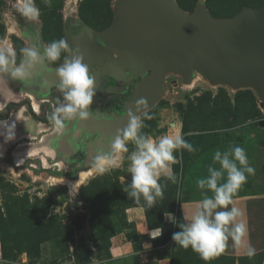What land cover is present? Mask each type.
<instances>
[{"label": "rangeland", "instance_id": "374dc122", "mask_svg": "<svg viewBox=\"0 0 264 264\" xmlns=\"http://www.w3.org/2000/svg\"><path fill=\"white\" fill-rule=\"evenodd\" d=\"M118 1L51 0L49 6L44 0H35L40 18L33 22L17 11L18 0H0V50L11 47L15 53V64L10 67L18 66L26 58L25 49L38 51L42 57L41 65H44V68H34L31 77L25 81L34 87L35 96H31L23 81L11 77L7 102L4 106L0 103V120L8 121L16 112L24 111L35 125H45L35 137L9 144L0 156V264H113L111 250L121 242L125 245L128 242L134 251H143L139 248H143L144 238L128 218V210L137 208L144 211L149 228L160 227L164 218L166 233L159 245L172 243L171 264L182 262L179 251L182 248L176 245L172 236L181 231L178 224L182 223L179 208L185 195L183 178L195 161L209 153L207 161L205 158L198 160V167L193 171L206 172L216 150L224 151L239 145L246 150L248 159L264 151V127L261 126L264 108L254 89L214 84L200 70L194 71L199 79L189 86L182 75L169 73L164 79V96L147 110L153 119L144 121L143 133L158 138L172 134L179 127L195 151L182 149L175 153L176 163L172 168L177 182L173 184L161 178L163 199L158 198L156 206L149 209L143 199L137 203L123 191L129 188L131 181L127 159L134 150L131 142L127 145L129 152L121 154L119 167H112L102 175L94 169L83 181L76 183L88 155L85 147L95 143L100 129H95L91 123L77 127L65 122L63 130L55 127L50 116L62 96L57 88L58 77L49 72H55L63 64L64 57L71 55L64 53L59 61L51 63L43 59V50L53 40L66 38L72 54H77L73 40L79 32L88 29L97 35L105 34L115 21ZM175 1L189 14L203 5L215 19L232 18L245 9L264 7V0ZM128 67L122 72L131 76L129 82L107 70L98 74L91 116L101 113L109 119L129 112L128 103L132 101L137 83L147 81L151 72L136 76L132 69L137 67ZM93 68L98 70L96 65ZM29 98L31 108L35 100L39 102L40 111L35 112L36 116L31 115L24 104ZM139 116L143 118V112ZM19 127L24 129L26 126ZM103 143L109 144V140ZM27 145L50 148L66 167L58 168L53 158L48 157L50 168L46 169L42 163L45 153L25 157L22 166L17 165L15 151ZM215 166L219 167L218 164ZM71 185L73 191L69 194ZM168 212L174 214L178 224H169L165 217ZM82 216L86 217L84 229L78 230L74 221ZM175 225L177 231L173 232ZM167 254L169 256L170 252ZM190 254L196 256L187 264L205 263L196 252ZM229 264H235V261ZM254 264H264V256Z\"/></svg>", "mask_w": 264, "mask_h": 264}, {"label": "clouds", "instance_id": "9594fccd", "mask_svg": "<svg viewBox=\"0 0 264 264\" xmlns=\"http://www.w3.org/2000/svg\"><path fill=\"white\" fill-rule=\"evenodd\" d=\"M51 5V0H44ZM17 11L30 21L38 22L40 9L35 0H18ZM25 59L18 66L15 64V53L8 47L0 50V72L11 73V76L20 81H27L36 65L42 63V57L36 50H23ZM71 55L64 57L63 64L57 69V88L62 100L54 109L50 120L60 130L65 127V122L86 121L90 118V108L96 96V81L89 66L84 62L82 54H72V47L68 39L53 40L43 50V59L55 63L61 59L62 54ZM137 111L141 108L143 118L134 112H129L127 125L112 138L110 152L100 150L93 161V167L99 174H104L112 167H119L121 154L128 153V143L134 145V150L127 156L130 162L128 172L131 181L128 189L123 191L129 199L137 203L143 199L149 209L156 206L157 199H163L164 191L160 183L161 178L177 182V176L173 172L172 165L176 163L175 153L186 149L195 151L191 143L184 139L179 127L172 134H164L153 138L145 133L144 121L153 119L147 109V101L144 98L137 102ZM16 122L0 120V137L4 143H10L16 139ZM3 145H0L2 149ZM3 152L0 151V156ZM219 165L216 167L215 165ZM255 169L250 165L246 150L239 146H231L221 151L216 150L212 164L207 168V175L199 178L196 184L199 189L206 192L203 199L197 204L196 211L187 216L184 214V223H177L176 217L168 212L166 219L178 224L181 231L173 233L172 239L184 249L191 248L206 262L222 255L228 248L229 240L232 247L242 252L243 255L252 258L256 255V249L247 241L248 226L244 221V212L235 205L234 194L247 182L248 176L254 174ZM73 191L72 185L70 192ZM183 208V206H182ZM162 234V233H161Z\"/></svg>", "mask_w": 264, "mask_h": 264}, {"label": "water", "instance_id": "95a60500", "mask_svg": "<svg viewBox=\"0 0 264 264\" xmlns=\"http://www.w3.org/2000/svg\"><path fill=\"white\" fill-rule=\"evenodd\" d=\"M115 11V21L105 33L109 46L88 29L73 40L96 79L102 70L116 75L122 64L145 74L150 71L140 93L149 110L164 96L169 73L189 82L200 70L214 84L254 89L264 108V7L245 9L227 19L213 18L203 5L186 13L175 0H119ZM56 72L49 75L57 76ZM144 110L135 106L131 112L139 116ZM127 123H115V136ZM106 145L111 151L110 143ZM85 221L82 216L74 224L83 230Z\"/></svg>", "mask_w": 264, "mask_h": 264}, {"label": "crops", "instance_id": "0c3cea01", "mask_svg": "<svg viewBox=\"0 0 264 264\" xmlns=\"http://www.w3.org/2000/svg\"><path fill=\"white\" fill-rule=\"evenodd\" d=\"M209 153L202 154L201 157L195 161L194 166L185 175L184 179V200L180 204V209L184 220V214L191 216L197 209V204L203 199V194L206 192L208 196L212 193L206 190H201L198 188L196 181L207 175V171L200 170L198 173L193 172L194 168L198 167V160L202 158L208 159ZM207 161V160H206ZM251 166L255 169L254 174L249 175L247 182L242 185L237 193L234 194L235 205L243 210L244 221L248 226V237L247 241L256 249V255L249 258L243 255L242 252L236 251L232 247V242L229 240L228 248L225 252L210 260V262L202 264H229L230 261H235V264H254L257 259L264 256V151L255 153L253 158L249 159ZM201 162V161H200ZM183 206V208H182ZM174 215V214H173ZM128 218L130 221L136 224L137 231L143 239V248H139L140 251H134L133 246L127 242L115 245L111 250V261L113 264H171L170 255L172 257V249H170L172 243L160 246L159 242L163 237V229L156 228L151 229L147 225L145 213L142 208L128 210ZM168 220V219H167ZM169 221V220H168ZM168 223V222H167ZM169 224L174 225V223L169 221ZM177 231V225L174 226L173 232ZM162 233V234H161ZM125 236V235H121ZM124 238H122L123 240ZM127 240V238H126ZM115 241V239H113ZM136 246V244H135ZM182 248V247H181ZM167 251L170 252L169 256ZM181 251L180 260L177 264H187L196 256L195 254L191 257V248L180 249ZM158 257V258H156ZM125 259V260H124ZM135 260V262H134ZM201 261V260H200ZM202 262V261H201ZM120 263V264H121Z\"/></svg>", "mask_w": 264, "mask_h": 264}, {"label": "flooded vegetation", "instance_id": "af4514ba", "mask_svg": "<svg viewBox=\"0 0 264 264\" xmlns=\"http://www.w3.org/2000/svg\"><path fill=\"white\" fill-rule=\"evenodd\" d=\"M81 33V31L79 32ZM79 36V34H78ZM39 67V68H44V65H41V64H38L36 65V67ZM35 67V68H36ZM11 75H9L8 73H3V72H0V103L2 106H4L7 102V96L9 95V87H10V84H11ZM25 83V81H23ZM25 87L27 88V91L32 94L31 96H35L36 94L33 93V86L31 84L27 85V83H25ZM31 99L29 98V100L27 102H24L25 105H27V110H29V112H31V115L33 116H36L35 112H39L40 111V105H39V102L36 103V100H35V104H34V107L31 108V103H30ZM30 115V116H31ZM99 117V116H103V114H97V115H90V118L87 120V122L83 121V123H81V121H69L68 124L70 125H77L78 126H82L86 123H88V121L93 118V117ZM40 120V119H38ZM10 123L15 121L16 122V139L15 141L13 142H10V143H7L5 144L4 143V138L3 137H0V145H3L2 149H0V151H6L7 147L9 146V144H12V143H16L22 139H27V138H32V137H35L38 133V131L44 129L45 125H35L34 121L27 117L25 114H24V111H19V112H16L13 117L8 120ZM77 122V123H76ZM75 123V124H74ZM37 124V123H36ZM19 125H25L27 127V129H22L21 127H19ZM60 130H63V129H60ZM100 132V131H99ZM100 136L96 139L95 143H90V144H87V146L85 147V150H86V153L88 154L86 159H85V162L83 163V165H81V169L79 170V172L85 167L86 165V162H88V165L89 167L93 165V161L94 158L96 157V155H94V151L95 149L97 148V145H96V142L98 139H100ZM109 141L111 140V137H109L108 139ZM58 148V147H57ZM104 152H110V150L107 148V145L104 146ZM45 153V156L42 157V163H43V166L48 169L50 168V161L48 159V157H51L53 158V161L55 163V166H57L58 168H64L66 167L65 163L61 160H58L56 157V153L51 150L50 148H47L46 146H42V147H32L31 145H27L26 147H21L20 149H17L15 151V156L17 157V165H20L22 166V162H24L26 159H23V158H33V157H37V156H40L41 154ZM68 164V163H67ZM68 166V165H67ZM89 167H85V168H89ZM95 170H93L94 172ZM92 172V173H93Z\"/></svg>", "mask_w": 264, "mask_h": 264}, {"label": "bare ground", "instance_id": "6f19581e", "mask_svg": "<svg viewBox=\"0 0 264 264\" xmlns=\"http://www.w3.org/2000/svg\"><path fill=\"white\" fill-rule=\"evenodd\" d=\"M83 33V30L81 31L80 34ZM79 34V35H80ZM85 34V32H84ZM83 34V35H84ZM77 38V37H76ZM99 40V41H98ZM98 42L104 44L105 46H109V42L106 38V34H99V38H98ZM124 64H122L116 71H117V74L116 76H118L119 79H123L125 82H129L131 76H126L123 72H122V69H124L123 67ZM112 70H114L113 67H111ZM132 72L136 75V76H141V75H145V72L142 71V72H138L136 69H132ZM100 74V71L99 73ZM195 75L193 77V79L191 81L188 82V85L189 86H192L193 83L195 82V80L199 79L198 77H196L195 79ZM147 84V81H140L137 83L136 85V88H135V95L134 97L132 98V101L131 103H128V107H129V112H131V110L137 106L136 102L139 100V98H143L142 97V94L140 93H143V88L145 87L144 85ZM126 88L124 89H121V92L124 91ZM128 113H126L125 115H123L122 117H114V118H110L107 119L105 118V116H95L93 118H91L89 121H88V124L91 123V124H94V128H98L100 129L99 133H100V139L97 140V148L95 149L94 151V155H97L100 150H103L104 151V146L105 144L102 142L104 140H108L109 137H111V139L113 138V136H115V130H116V126H115V123L116 122H119L121 120H128ZM85 122V121H84ZM87 122V120H86ZM81 123H83V121H81ZM85 167H89L88 165V162H86V165ZM83 168L79 173H78V181L76 183H80L81 181L84 180L85 177H87L95 168L93 166H90L89 168Z\"/></svg>", "mask_w": 264, "mask_h": 264}, {"label": "trees", "instance_id": "16d2710c", "mask_svg": "<svg viewBox=\"0 0 264 264\" xmlns=\"http://www.w3.org/2000/svg\"><path fill=\"white\" fill-rule=\"evenodd\" d=\"M178 208H179V207H178ZM179 209H180V208H179ZM180 213H181V220H182V223H184L181 209H180ZM149 224H150V223H149ZM149 226H151V225H149ZM165 227H166V223L164 222V218H162V225H160V227H151V229L162 228V229H163V234H162V236H164L165 233H166V231H165V230H166Z\"/></svg>", "mask_w": 264, "mask_h": 264}]
</instances>
